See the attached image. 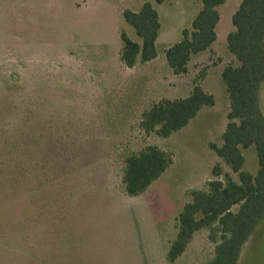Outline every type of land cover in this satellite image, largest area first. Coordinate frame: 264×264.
<instances>
[{
  "label": "rangeland",
  "instance_id": "obj_1",
  "mask_svg": "<svg viewBox=\"0 0 264 264\" xmlns=\"http://www.w3.org/2000/svg\"><path fill=\"white\" fill-rule=\"evenodd\" d=\"M146 1L160 17L157 63L128 68L120 31L140 38L123 10ZM238 1L218 8L217 66L231 59L225 33ZM200 7V0H0V264H198L213 256L202 229L167 260L189 191L206 186L216 162L237 180L209 147L221 143L228 111L220 68L209 67L204 81L214 105L187 126L169 137L138 126L149 102L186 95L209 62L210 52L193 57L190 74L178 76L164 56ZM260 92L264 111V80ZM146 144L169 150L173 162L146 191L126 195L122 156ZM244 156L243 169L255 173V147ZM238 264H264V220Z\"/></svg>",
  "mask_w": 264,
  "mask_h": 264
},
{
  "label": "trees",
  "instance_id": "obj_2",
  "mask_svg": "<svg viewBox=\"0 0 264 264\" xmlns=\"http://www.w3.org/2000/svg\"><path fill=\"white\" fill-rule=\"evenodd\" d=\"M200 1L201 7L190 27L184 28L181 39L164 50V56L170 71L178 76L190 74L192 56L210 52V60L191 76L192 88L186 95L161 97L147 104L138 121L146 134L154 132L159 137H169L184 128L203 107L215 103L204 80L209 67L220 59H213L212 45L217 39L218 7L226 0ZM123 17L140 41L120 31L121 62L134 68L156 58L161 25L153 3L146 1L136 11L124 9ZM231 23L233 29L226 35V47L235 60L227 62L220 73L229 97V110L221 143L210 142L209 147L231 172L237 173V180L216 162L206 186L189 191L190 200L175 217L177 232L167 251L170 262L185 252L196 232L207 229L214 243L213 256L198 264H238L243 246L264 220V111L260 104L264 80V0H241ZM250 146L255 147L258 158L255 173L243 169L244 149ZM172 162V152L155 144L124 154L121 167L124 193L133 196L143 193Z\"/></svg>",
  "mask_w": 264,
  "mask_h": 264
},
{
  "label": "crops",
  "instance_id": "obj_3",
  "mask_svg": "<svg viewBox=\"0 0 264 264\" xmlns=\"http://www.w3.org/2000/svg\"><path fill=\"white\" fill-rule=\"evenodd\" d=\"M227 1L228 0H226V2L224 3V4H226L227 3ZM240 1L241 0H239L238 2H237V4L239 5V3H240ZM144 3V2H143ZM142 3V4H143ZM141 4V5H142ZM224 4H222V5H220V6H223ZM238 5H237V7H238ZM237 7H236V9H237ZM219 8V7H218ZM235 9V10H236ZM199 10V9H198ZM234 10V11H235ZM218 11H219V14H220V19H219V22L217 23V25H216V32H217V39H218V37H219V24H220V21H221V13H220V10L218 9ZM234 11H231L230 12V15H229V21H231V16H232V14L234 13ZM158 12V11H157ZM159 15V14H158ZM159 20H160V17H159ZM160 25H161V23H160ZM231 25H232V23H231ZM161 27V26H160ZM233 29V26H230V24H229V29L227 30V32L225 33L226 35H227V33L229 32V31H231ZM158 37H159V33H158ZM158 37H157V39H158ZM157 39H156V42H157ZM217 39H216V41L214 42V44L212 45V48L214 49V47H215V44L217 43ZM169 46V45H168ZM167 46V47H168ZM167 47H165V49L167 48ZM164 49V50H165ZM215 51V50H214ZM205 53L206 52H202V53H200V54H197V55H195V56H192V59H193V57H202L203 55H205ZM230 56H231V59L228 61V62H230V61H233V60H235L234 59V57H233V55L230 53L229 54ZM191 59V60H192ZM201 60H202V58H201ZM201 60H199V61H201ZM157 63V56H156V58H154V59H152L151 61H148V62H145V63H139L140 65H143L144 66V68L147 66V67H149V66H151V65H155ZM160 63H164L162 60L160 61ZM227 62H224V64H222V65H220V66H214V68H217V67H219L220 69V71H219V74L221 73V71H222V69H223V67H224V65L226 64ZM139 64H137L136 66H138ZM142 66V67H143ZM213 68V67H212ZM212 68H210V69H212ZM169 69V68H168ZM209 69V70H210ZM209 70H208V73H209ZM168 71V70H167ZM169 71H170V69H169ZM207 76H208V74H207ZM207 76H206V78H207ZM205 81V80H204ZM261 88H262V85H261ZM260 91H261V89H260ZM260 99H261V92H260ZM261 106H262V103H261ZM263 109V108H262ZM228 110H229V101H228ZM228 112V111H227ZM189 124V123H188ZM187 124V125H188ZM186 125V126H187Z\"/></svg>",
  "mask_w": 264,
  "mask_h": 264
}]
</instances>
